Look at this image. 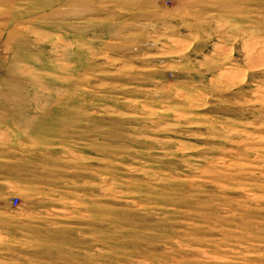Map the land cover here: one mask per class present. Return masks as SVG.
<instances>
[{
  "label": "rangeland",
  "instance_id": "1",
  "mask_svg": "<svg viewBox=\"0 0 264 264\" xmlns=\"http://www.w3.org/2000/svg\"><path fill=\"white\" fill-rule=\"evenodd\" d=\"M0 264H264V0H0Z\"/></svg>",
  "mask_w": 264,
  "mask_h": 264
},
{
  "label": "built area",
  "instance_id": "2",
  "mask_svg": "<svg viewBox=\"0 0 264 264\" xmlns=\"http://www.w3.org/2000/svg\"><path fill=\"white\" fill-rule=\"evenodd\" d=\"M15 200V199H14Z\"/></svg>",
  "mask_w": 264,
  "mask_h": 264
}]
</instances>
